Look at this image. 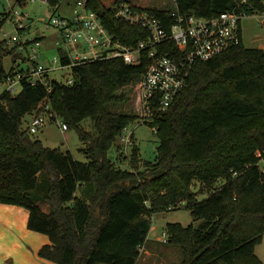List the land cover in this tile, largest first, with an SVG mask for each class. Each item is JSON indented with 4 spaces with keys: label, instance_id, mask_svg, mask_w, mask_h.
<instances>
[{
    "label": "trees",
    "instance_id": "obj_1",
    "mask_svg": "<svg viewBox=\"0 0 264 264\" xmlns=\"http://www.w3.org/2000/svg\"><path fill=\"white\" fill-rule=\"evenodd\" d=\"M46 1L53 10L60 5ZM240 1L174 0L172 10L144 9L166 20L175 10L211 18ZM246 2L264 6V0ZM112 5L85 0L116 41L134 46L144 40L146 32L115 18ZM8 17L0 13V30ZM16 49L0 39V82L25 71L15 60L4 67ZM147 65L144 59L137 66L120 59L93 62L71 68V85L51 80L47 91L22 78L17 94L4 92L0 203L28 211L27 228L49 240L38 256L54 264H135L152 216L180 203L196 221L166 224V242L180 249V264H263L254 250L264 236V174L256 156L264 151V49L242 43L194 62L172 104L155 111L148 123L159 141L155 159L141 161L133 146L128 157L119 154L112 162L108 150L141 116L138 82ZM46 105L76 130L86 162L44 146L22 128L25 116L42 114ZM88 117L95 136L80 127ZM125 161L130 170L118 166ZM195 182L202 186L197 192ZM199 194L206 196L198 199Z\"/></svg>",
    "mask_w": 264,
    "mask_h": 264
},
{
    "label": "built area",
    "instance_id": "obj_2",
    "mask_svg": "<svg viewBox=\"0 0 264 264\" xmlns=\"http://www.w3.org/2000/svg\"><path fill=\"white\" fill-rule=\"evenodd\" d=\"M41 2L48 4L46 0ZM244 4H247V10L239 9ZM111 7L115 18L141 28L146 32V38L134 46L116 41L101 24L99 17L86 8L85 0L75 2L70 17L56 15L58 6L46 24L57 30L55 46L61 50L67 63H63L57 54L50 64H39L40 40L34 38L22 41L19 36L11 37L9 41L6 40L7 43L12 42L27 50L31 65L24 72H17L0 82V98L4 92L14 93L22 78L31 86L43 85L49 91L51 80L65 85L73 83L71 72L68 77L63 75L61 79L51 77L56 72L70 71L75 66L110 59H120L126 65L137 66L144 59L148 65L138 82L141 116L134 122L148 124L155 111L166 110L172 104L184 86L188 69L194 62L210 60L243 43L240 26L242 19L256 18L264 26V6L255 8L248 5L246 0L236 2L233 10L221 12L211 18L185 16L175 10L170 14L171 20H166L126 2L115 3ZM12 18V11H9L7 21ZM17 27L18 30L24 29L20 21ZM54 121L59 124L62 132L68 130L62 119L46 105L42 114L31 117L27 131L33 135ZM127 127L128 125L117 137L122 156H126L128 148L134 145L133 133H127ZM256 156L259 158L257 166L264 174V151L256 152ZM166 241L165 234L163 242Z\"/></svg>",
    "mask_w": 264,
    "mask_h": 264
},
{
    "label": "rangeland",
    "instance_id": "obj_3",
    "mask_svg": "<svg viewBox=\"0 0 264 264\" xmlns=\"http://www.w3.org/2000/svg\"><path fill=\"white\" fill-rule=\"evenodd\" d=\"M105 6H110L113 3L120 4L126 2L131 5H136L141 8L149 9H174V0H101ZM74 0H60V8L55 13L65 17L72 15ZM12 11V20L6 21L0 30V39L10 40L13 36H19L22 41L26 39L37 38L40 40L41 46L38 48L39 64L47 65L57 56V49L55 42L58 38V32L55 28L49 27L46 24L47 19L54 12L53 8L48 4H43L41 0H0V13ZM16 13V14H15ZM21 22L24 26L23 30H18L17 24ZM241 35L243 44L247 48L264 49V26L262 27L259 20L256 18H245L240 22ZM17 46L10 42L9 48ZM16 53L19 55L16 61L19 68L26 69L30 67L27 50L22 47H17ZM15 53V54H16ZM13 62L12 56H7L4 59V67L9 69ZM69 70H63L52 74L53 78L61 79L64 75L69 76ZM21 89L20 84L15 87L14 94H17ZM30 116L27 115L23 119L22 128L26 129L30 121ZM80 127L95 136L96 130L92 118H85ZM133 133L134 145L139 150V157L141 161H153L156 155V148L159 144L158 138L155 135V129L151 128L148 124H136L132 122L127 127L128 132ZM32 137L43 143L44 146L49 148H59L62 152H69L73 158L79 162H86L85 155L80 151L84 144L80 140L78 133L75 129L69 128L67 131L62 132L57 122H49L46 126L33 134ZM132 146V147H133ZM131 147V148H132ZM119 141L108 150V158L112 162H116L120 152L117 150ZM131 148H128L126 157L130 155ZM123 170H130L128 161L118 164ZM41 177L44 178L43 175ZM220 184V183H219ZM218 184V185H219ZM202 186L195 182L192 186V191H199ZM78 194V193H77ZM206 195L199 194L198 199L205 198ZM41 207H46L47 204L39 202ZM168 223H179L182 226L189 224H196L190 212L184 208L181 203L175 210H169L162 213L154 214L151 218V230L147 238L155 241L157 247L153 250V257L151 264H180L182 261V253L180 249L174 245L162 242L165 239V228ZM164 235V236H163ZM167 239V236H166ZM255 255L264 264V236L259 244L255 246Z\"/></svg>",
    "mask_w": 264,
    "mask_h": 264
},
{
    "label": "crops",
    "instance_id": "obj_4",
    "mask_svg": "<svg viewBox=\"0 0 264 264\" xmlns=\"http://www.w3.org/2000/svg\"><path fill=\"white\" fill-rule=\"evenodd\" d=\"M41 209L47 212L46 207ZM27 220L26 209L0 203V264H54L38 256L40 248L49 240L43 234L30 231ZM156 247L155 241L146 238L135 264H151Z\"/></svg>",
    "mask_w": 264,
    "mask_h": 264
},
{
    "label": "water",
    "instance_id": "obj_5",
    "mask_svg": "<svg viewBox=\"0 0 264 264\" xmlns=\"http://www.w3.org/2000/svg\"><path fill=\"white\" fill-rule=\"evenodd\" d=\"M18 57H19L18 54H14V55L12 56V59L16 61V58H18Z\"/></svg>",
    "mask_w": 264,
    "mask_h": 264
}]
</instances>
